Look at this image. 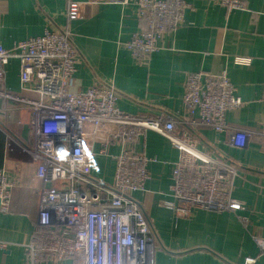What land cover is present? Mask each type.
<instances>
[{
	"label": "crops",
	"instance_id": "obj_1",
	"mask_svg": "<svg viewBox=\"0 0 264 264\" xmlns=\"http://www.w3.org/2000/svg\"><path fill=\"white\" fill-rule=\"evenodd\" d=\"M78 1L81 16L69 25L78 52L73 90L113 84L119 94L118 105L128 113L180 114L190 72L227 71L243 100L241 107L226 112L227 121L259 132L246 147L239 148L225 133L198 128L201 149L239 163L234 197L243 206L236 212L194 208L189 216H178L165 203L177 200L171 185L179 151L163 135L148 131L145 150L157 160L149 164L151 176L146 189L134 192V196L147 207L157 231L154 264H244L247 256L260 254L255 236L264 235V0H248L246 9L233 11L216 0H187L190 7L184 23L164 34L160 49L145 60L135 58L125 46L142 26L135 5ZM68 2L0 0V39L4 47L42 35L46 29L66 27ZM239 56L251 61L237 63ZM5 87L14 93L36 95L31 90L21 91L17 58L6 67ZM30 118L29 110L15 109L0 98V168L11 180L18 181L11 191L8 210H0V239L9 242L7 249L0 248V264H28L24 243L30 240L39 215L43 183L35 177V162L24 149ZM105 141L106 133L94 143L91 171L112 182L121 145L110 143L104 151ZM132 146L141 150L143 142ZM254 264H264V250Z\"/></svg>",
	"mask_w": 264,
	"mask_h": 264
},
{
	"label": "built area",
	"instance_id": "obj_2",
	"mask_svg": "<svg viewBox=\"0 0 264 264\" xmlns=\"http://www.w3.org/2000/svg\"><path fill=\"white\" fill-rule=\"evenodd\" d=\"M104 1L137 7L142 26L125 46L139 60L160 49V38L184 23L190 7L187 0ZM216 2L233 11L246 9L248 0ZM80 5L78 0H69L68 23L62 29H46L42 35L16 41L11 48L4 47L0 39V98L15 109L30 111L24 149L35 162V177L43 183L38 219L30 240L24 243L28 264H66L67 260L73 264H154L157 231L147 207L134 196L146 189L149 164L157 160L145 150L148 131L163 135L179 151L171 185L177 200L165 203L178 216H189L194 208L236 212L243 206L234 197L239 163L201 149L198 128L225 133L239 148L259 132L227 121L226 112L243 104L227 71L190 72L180 114L128 113L118 105L113 84L73 90L78 52L69 25L81 16ZM12 58L20 63L21 91L31 90L35 96L5 87L6 67ZM236 61L246 64L251 58L239 56ZM104 133V151L110 143L121 145L112 182L91 171L94 143ZM139 142L143 149L135 150L132 145ZM17 184L0 168L1 211L8 210ZM255 239L262 252L264 235ZM8 245L0 239L1 249ZM260 254L247 256L244 264L256 263Z\"/></svg>",
	"mask_w": 264,
	"mask_h": 264
}]
</instances>
